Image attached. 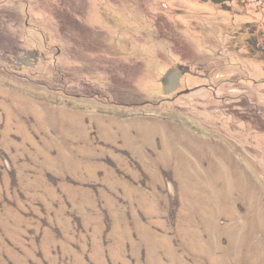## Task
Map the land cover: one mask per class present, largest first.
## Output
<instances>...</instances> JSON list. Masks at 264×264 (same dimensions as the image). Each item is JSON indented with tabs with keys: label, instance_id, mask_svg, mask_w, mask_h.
<instances>
[{
	"label": "rangeland",
	"instance_id": "obj_1",
	"mask_svg": "<svg viewBox=\"0 0 264 264\" xmlns=\"http://www.w3.org/2000/svg\"><path fill=\"white\" fill-rule=\"evenodd\" d=\"M142 1L0 0V264H264V53Z\"/></svg>",
	"mask_w": 264,
	"mask_h": 264
},
{
	"label": "flooded vegetation",
	"instance_id": "obj_2",
	"mask_svg": "<svg viewBox=\"0 0 264 264\" xmlns=\"http://www.w3.org/2000/svg\"><path fill=\"white\" fill-rule=\"evenodd\" d=\"M139 1V0H138ZM250 0H242V4L247 5ZM147 7L146 12H155V9L162 12L173 27H181L185 30L188 21L195 19L208 20L211 24L210 33H221V36H227V46L232 49L236 31L238 34L246 35L245 39L257 51L264 53V29L257 27L251 22H242L240 26H236L235 18V5L239 0H144ZM178 2L184 3L183 5L177 4ZM143 7V6H142ZM150 13H148V17ZM150 18H152L150 16ZM155 20V19H154ZM155 22V21H154ZM193 36L196 43L202 44L203 32L207 30L197 31L190 27L186 29ZM248 34V36H247ZM192 36V35H191ZM170 45L178 44L172 41L171 35L163 37ZM206 40V36H205ZM208 40V39H207ZM232 51H234L232 49ZM182 53V52H181ZM193 72V73H192ZM195 71H191L189 65H182V67L169 70L163 80L161 81L162 87L165 90L174 92L180 89L182 82L181 78L184 75H195ZM176 79V80H175Z\"/></svg>",
	"mask_w": 264,
	"mask_h": 264
},
{
	"label": "bare ground",
	"instance_id": "obj_3",
	"mask_svg": "<svg viewBox=\"0 0 264 264\" xmlns=\"http://www.w3.org/2000/svg\"><path fill=\"white\" fill-rule=\"evenodd\" d=\"M241 177L240 176H238V180L240 179ZM241 182H243L242 180H241Z\"/></svg>",
	"mask_w": 264,
	"mask_h": 264
},
{
	"label": "water",
	"instance_id": "obj_4",
	"mask_svg": "<svg viewBox=\"0 0 264 264\" xmlns=\"http://www.w3.org/2000/svg\"><path fill=\"white\" fill-rule=\"evenodd\" d=\"M218 1H220V0H218ZM176 80V79H175Z\"/></svg>",
	"mask_w": 264,
	"mask_h": 264
}]
</instances>
